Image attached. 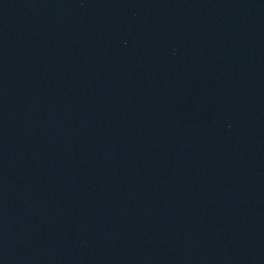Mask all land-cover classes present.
<instances>
[{"label": "water", "instance_id": "95a60500", "mask_svg": "<svg viewBox=\"0 0 264 264\" xmlns=\"http://www.w3.org/2000/svg\"><path fill=\"white\" fill-rule=\"evenodd\" d=\"M0 264H264V0H0Z\"/></svg>", "mask_w": 264, "mask_h": 264}]
</instances>
